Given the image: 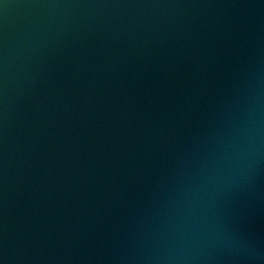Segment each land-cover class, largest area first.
<instances>
[{"label": "water", "instance_id": "95a60500", "mask_svg": "<svg viewBox=\"0 0 264 264\" xmlns=\"http://www.w3.org/2000/svg\"><path fill=\"white\" fill-rule=\"evenodd\" d=\"M0 264H264V0H0Z\"/></svg>", "mask_w": 264, "mask_h": 264}]
</instances>
